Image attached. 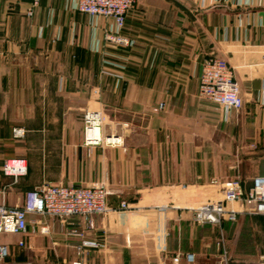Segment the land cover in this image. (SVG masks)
Here are the masks:
<instances>
[{"label": "crops", "instance_id": "1", "mask_svg": "<svg viewBox=\"0 0 264 264\" xmlns=\"http://www.w3.org/2000/svg\"><path fill=\"white\" fill-rule=\"evenodd\" d=\"M29 8L26 0H0V202L20 205L43 183L106 182L111 206L127 200L136 208L96 215L92 231L80 216L31 215L49 232L0 234L10 246L0 264H221L219 227L194 224L185 204L193 189L218 196L216 179L250 183L264 175V0H137L123 28L132 44L121 50L104 45L111 19L70 0H41L33 15ZM214 56L232 66L244 100L229 122L199 94L201 65ZM103 66L125 69L123 84ZM160 101L166 108L155 111ZM88 109L101 111L102 131L121 135L124 145H86ZM148 128L201 136L214 166L190 183L160 180L146 163ZM16 157L28 165L17 181L2 172L4 160ZM251 217L223 226L231 263L264 260L256 240H243ZM83 239L98 245L79 253Z\"/></svg>", "mask_w": 264, "mask_h": 264}, {"label": "built area", "instance_id": "2", "mask_svg": "<svg viewBox=\"0 0 264 264\" xmlns=\"http://www.w3.org/2000/svg\"><path fill=\"white\" fill-rule=\"evenodd\" d=\"M17 1V0H15ZM30 3L28 15H33L34 9L40 5L41 0H26ZM74 9L95 16L100 15L111 19L113 28L104 33V45L107 47H129L132 40L123 33L128 13L136 6L137 0H70ZM107 75L122 79L123 74L110 68L102 69ZM199 94L203 98L215 103L218 107V119L229 122L233 111L242 108L244 104L234 70L229 62L222 57H209L204 60L199 73ZM166 108L165 101H160L154 108L162 111ZM84 138L86 145L105 144L109 146H122L124 139L115 132H103L104 116L101 111L88 109L84 114ZM23 128H14V135H24ZM2 172L17 181L27 174L26 159L21 157L7 158L2 165ZM214 186L220 188V194L214 197H203L201 189H193L192 199L186 207L192 211L194 224H211L219 227L222 247L221 264H264V260L251 263H231L227 260L228 250L225 247V234L223 226L226 222H236L241 216L264 215V175H257L251 182L244 181L241 177H231L224 180H214ZM199 193V194H198ZM0 194L3 189L0 187ZM112 191L106 182L92 185L74 183H43L42 185L26 191L22 204L9 206L0 202V234L24 235L30 231L48 233L49 225L42 219H30L31 215L57 217L62 221L73 216L83 218L86 230L96 228V215H106L115 209L132 210L136 206L127 200H122L117 208L108 202ZM200 195V196H199ZM178 207L179 204L172 205ZM168 204L162 208H167ZM75 233L83 237L82 232ZM19 246H24L25 241L20 240ZM98 242L83 239L78 246L81 253L83 248L97 246ZM10 254V246L0 242V260ZM188 259L193 260V254H188ZM179 254L173 261L178 263ZM77 261L76 264H80Z\"/></svg>", "mask_w": 264, "mask_h": 264}, {"label": "rangeland", "instance_id": "3", "mask_svg": "<svg viewBox=\"0 0 264 264\" xmlns=\"http://www.w3.org/2000/svg\"><path fill=\"white\" fill-rule=\"evenodd\" d=\"M145 133L149 138L146 163L149 169L160 173L158 175L161 177L160 180L181 184L190 183L201 170L210 165L214 166L216 162L212 153L206 152L210 149V145L203 142L201 136L172 134L170 131L167 134L159 130L150 131L149 128ZM250 223L253 224V229ZM250 223L244 228L243 240L248 244L250 240H256L260 249L264 251V220L255 216L251 217Z\"/></svg>", "mask_w": 264, "mask_h": 264}, {"label": "trees", "instance_id": "4", "mask_svg": "<svg viewBox=\"0 0 264 264\" xmlns=\"http://www.w3.org/2000/svg\"><path fill=\"white\" fill-rule=\"evenodd\" d=\"M122 48H126V47H118V50H121ZM104 67V66H103ZM102 67V68H103ZM123 72H121L122 74H123V77H124V75H125V73L127 72L125 69H123L122 70ZM110 77H112L115 81H116V83L118 84V86L119 85H121V84H123V81H124V78H122V79H118L117 77H115V76H112V75H109Z\"/></svg>", "mask_w": 264, "mask_h": 264}]
</instances>
